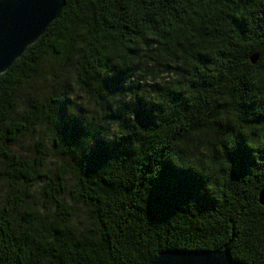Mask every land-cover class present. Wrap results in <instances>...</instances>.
<instances>
[{
	"label": "trees",
	"instance_id": "16d2710c",
	"mask_svg": "<svg viewBox=\"0 0 264 264\" xmlns=\"http://www.w3.org/2000/svg\"><path fill=\"white\" fill-rule=\"evenodd\" d=\"M226 2L235 5L233 14L201 26L203 34L219 36L226 47L222 64L198 57L202 67L193 77L195 91L187 100L169 93L173 104L165 111L137 97L130 110L135 127L144 129L142 138L134 135L112 145L96 138L91 153L83 152L80 139L88 131L81 120L68 117L66 96L59 101L57 90L41 106L18 94L19 83L46 63L70 66L79 57L83 70L91 67L99 42L89 45L90 52L79 49V37L73 35L79 24L87 25L93 38L122 31L134 42L138 34L125 23L126 16L111 14L119 0H65L59 17L0 75V264H148L168 250L217 251L226 245L234 260L264 264V206L258 198L264 188V149L250 151L238 137L214 196L204 190L201 177L164 159L172 136L214 112L213 93L225 74L235 73L237 62L254 54L264 57V4ZM221 68L224 73L213 78ZM110 70L115 75L102 81L104 87L110 93L125 91L127 73ZM237 95L250 96L242 76ZM20 104L28 109L17 118ZM243 107L250 112L257 103ZM259 115L257 123L264 120V112ZM56 118L57 134L51 128L46 133L49 147L41 139L31 144V153L17 152L23 138L34 136V125L47 121L54 127ZM133 139L140 142L135 151Z\"/></svg>",
	"mask_w": 264,
	"mask_h": 264
},
{
	"label": "clouds",
	"instance_id": "9594fccd",
	"mask_svg": "<svg viewBox=\"0 0 264 264\" xmlns=\"http://www.w3.org/2000/svg\"><path fill=\"white\" fill-rule=\"evenodd\" d=\"M234 7L226 0H168L167 3L119 0V5L111 6V14L126 16L125 23L138 34L134 42L130 43L122 31L93 38L89 27L79 24L73 33L79 37L76 40L79 49L90 52L89 45L94 40L99 42L91 67L83 70L79 57L70 66L46 63L19 83L18 94L41 106L49 103L57 90L59 101L66 96L70 101L65 109L68 117L81 120V127L88 131L80 139L83 152L91 153L96 138L108 145L119 144L134 135L142 138L144 129L135 127L138 124L136 119L133 121L135 115L130 110L137 97L146 105H158L164 111L166 104H173L169 93L183 94L187 100L195 91L191 87L196 83L193 77H198L202 67L198 57L222 64L220 53L227 50L219 36L203 34L201 26L219 16L233 14ZM173 10L180 13L179 18ZM151 20L163 23L156 25ZM110 69L127 73L122 85L125 91L110 93L104 87L102 81L115 75ZM223 73L221 68L220 73H213V78ZM239 76L248 85L247 99L237 95ZM212 99L214 112H205L197 121L187 124L178 136H172L164 159L179 171H191L201 177L206 181L204 190L214 196L221 176L231 163L227 156L236 150L238 137L244 139L250 151L264 149V122H261L264 120L256 122L262 117L259 113L264 112V57L259 54L255 63L249 59L238 61L235 73L225 74L222 86L213 93ZM253 100L257 107L246 112L243 105ZM27 109V105L20 104L15 116L22 118ZM110 116L120 118L110 119ZM57 123V118L54 127L45 121L39 128L34 125L31 132L39 135L41 130L47 133L51 128L57 134ZM221 128L231 131H221ZM139 147L140 142L133 139L131 148L135 151Z\"/></svg>",
	"mask_w": 264,
	"mask_h": 264
},
{
	"label": "water",
	"instance_id": "95a60500",
	"mask_svg": "<svg viewBox=\"0 0 264 264\" xmlns=\"http://www.w3.org/2000/svg\"><path fill=\"white\" fill-rule=\"evenodd\" d=\"M65 0H0V75L6 72L56 20ZM253 63L258 55L250 57ZM264 206V188L259 193ZM148 264H245L223 250H168Z\"/></svg>",
	"mask_w": 264,
	"mask_h": 264
},
{
	"label": "rangeland",
	"instance_id": "374dc122",
	"mask_svg": "<svg viewBox=\"0 0 264 264\" xmlns=\"http://www.w3.org/2000/svg\"><path fill=\"white\" fill-rule=\"evenodd\" d=\"M41 139H44V142H45L44 144L46 145V147H49L48 146L49 140H48L47 134L43 130H41L39 132V135L34 134V136H32V137L27 136V137L23 138L22 141L20 142L19 146L16 148V150H17V152L24 151L26 153H29V152L31 153L32 152V145L31 144H34L37 141H40ZM29 147H31L30 150H29ZM50 160H53V159H50ZM50 160L48 161V164L51 165V163H52L55 165V163H54L55 161L50 162Z\"/></svg>",
	"mask_w": 264,
	"mask_h": 264
}]
</instances>
